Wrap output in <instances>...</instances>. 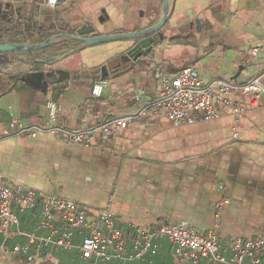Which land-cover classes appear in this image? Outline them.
<instances>
[{
  "label": "crops",
  "instance_id": "obj_1",
  "mask_svg": "<svg viewBox=\"0 0 264 264\" xmlns=\"http://www.w3.org/2000/svg\"><path fill=\"white\" fill-rule=\"evenodd\" d=\"M163 6L164 0H60L51 9L45 0H0V44L51 41L33 53H8L15 65L14 73L0 74L5 125H46L48 101L63 108L61 127L73 132L132 118L123 133L89 144L47 133H0V174L42 197L81 203L93 218L109 210L122 230H153L167 222L213 233L222 247L239 236L264 235V100L252 105L247 99L239 116L224 111L193 124L170 120L158 106L160 76L189 65L207 84L264 82V56L251 54L264 47V0H170L161 39L137 61L126 55L133 41L86 46L81 39L146 30L160 22ZM50 70L61 72L49 81L44 74ZM101 80L109 84L95 97ZM17 214L23 231L34 226L31 212ZM26 241L16 237L8 251L0 247V264H29L10 251ZM173 253L163 241L155 257L111 264H176ZM73 254L59 259L67 264Z\"/></svg>",
  "mask_w": 264,
  "mask_h": 264
},
{
  "label": "built area",
  "instance_id": "obj_2",
  "mask_svg": "<svg viewBox=\"0 0 264 264\" xmlns=\"http://www.w3.org/2000/svg\"><path fill=\"white\" fill-rule=\"evenodd\" d=\"M59 4L60 0H45L47 8L55 9ZM251 54L264 56V47L254 48ZM108 84V80L97 83L93 96L101 97ZM159 96L158 106L170 120L193 124L199 120L212 121L224 111L237 116L243 114L247 99L252 105L264 100V82L259 77L240 85L229 81L207 84L200 80L196 66L189 65L173 76H160ZM46 107L49 113L46 125L28 127L17 121L5 125L0 120L1 135L25 134L35 138L47 133L68 143L89 144L97 136L123 133L132 122L131 117L123 116L73 132L61 127L63 108L59 104L48 101ZM224 203L217 204L218 212ZM17 211L31 212L36 218L30 230L20 228ZM89 211L85 205L62 195L42 197L32 188L6 181L0 174V247L8 251L10 241L25 238V243L14 244L10 251L23 256L29 264H65L59 255L73 251L88 264L143 261L157 256L163 241L173 246L180 264H264L263 234L239 236L222 247L215 234H205L195 228L161 222L153 230H122L116 226L111 211L106 210L96 218ZM216 219L220 221L219 213Z\"/></svg>",
  "mask_w": 264,
  "mask_h": 264
},
{
  "label": "water",
  "instance_id": "obj_3",
  "mask_svg": "<svg viewBox=\"0 0 264 264\" xmlns=\"http://www.w3.org/2000/svg\"><path fill=\"white\" fill-rule=\"evenodd\" d=\"M170 15V0H164L163 14L160 22L153 27H150L146 30L137 33L129 34H120L114 36H106L101 38L93 39H82L86 46L99 45L107 42H116V41H133L132 48L127 52V57L137 61L141 57H148L154 50L155 42L161 39L162 29L166 26ZM151 34H154L152 36ZM51 44V41H47L44 44L36 46H25V45H4L0 44V53H11V54H27L33 53L43 49ZM50 66V63H47ZM61 71L50 70L44 76L50 81L55 75H60Z\"/></svg>",
  "mask_w": 264,
  "mask_h": 264
},
{
  "label": "trees",
  "instance_id": "obj_4",
  "mask_svg": "<svg viewBox=\"0 0 264 264\" xmlns=\"http://www.w3.org/2000/svg\"><path fill=\"white\" fill-rule=\"evenodd\" d=\"M178 41H180V40H176V39L171 40V42H174V43H176ZM14 65H15V60L14 59L11 60L9 58L8 53H0V74L7 75L10 72L14 73V70H12V69H14L13 68ZM172 255H173L175 263L179 264L177 256L174 253ZM80 261L81 260L78 257V254H76V255L73 254L70 257V259L68 260L67 264H69V263L70 264H78V262H80ZM43 264H51V263H43Z\"/></svg>",
  "mask_w": 264,
  "mask_h": 264
},
{
  "label": "rangeland",
  "instance_id": "obj_5",
  "mask_svg": "<svg viewBox=\"0 0 264 264\" xmlns=\"http://www.w3.org/2000/svg\"><path fill=\"white\" fill-rule=\"evenodd\" d=\"M20 217H22V214L20 215Z\"/></svg>",
  "mask_w": 264,
  "mask_h": 264
}]
</instances>
